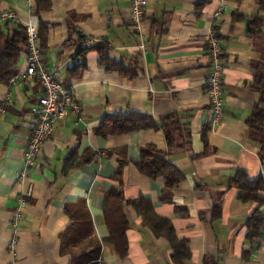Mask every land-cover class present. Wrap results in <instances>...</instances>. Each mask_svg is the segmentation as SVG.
I'll list each match as a JSON object with an SVG mask.
<instances>
[{"label": "crops", "instance_id": "crops-1", "mask_svg": "<svg viewBox=\"0 0 264 264\" xmlns=\"http://www.w3.org/2000/svg\"><path fill=\"white\" fill-rule=\"evenodd\" d=\"M36 5L37 0H0V11L13 9L20 17L0 23V49L24 22H45L43 59L73 89L80 112L57 118L35 165L21 178L42 91L22 78L24 54L11 81L0 85V264H71L72 254L62 251L71 223L66 209L82 201L103 264H176L169 240L144 225L131 204L124 208L128 254L120 256L105 241L103 204L113 187L128 200L150 199L155 212L171 220L177 236L189 242L185 264H264V235L249 239L246 226L258 203L240 201L239 189L229 186L239 169L251 178L264 177V129L261 139L253 138L247 124L261 99L255 81L264 77V27L248 24L264 14L257 0H148L139 30L131 21L130 0H51L39 12ZM213 32L225 51L223 113L216 122L206 85ZM90 38L110 44L109 56L122 71L106 69L90 50L83 72L69 73ZM129 110L152 115L160 127L107 136L95 132L104 114ZM171 115L187 128L173 133L175 146L162 128ZM71 150L93 151L94 158L66 171ZM144 150H157L185 178L169 188L163 177L143 174L135 162ZM121 160L127 163L120 185L115 174ZM216 205L221 208L213 217Z\"/></svg>", "mask_w": 264, "mask_h": 264}, {"label": "trees", "instance_id": "trees-1", "mask_svg": "<svg viewBox=\"0 0 264 264\" xmlns=\"http://www.w3.org/2000/svg\"><path fill=\"white\" fill-rule=\"evenodd\" d=\"M257 2L260 11L264 13V0H257ZM50 6L51 0H37L36 11L39 12ZM248 24L251 29H253L252 25L255 24L262 31L264 14H257L250 19ZM39 32L40 45L43 47L46 38L45 22L41 21ZM25 45L26 33L24 26H21L19 30L7 37L4 46L0 49V85L8 84L17 73L20 58L25 52ZM110 49V44L105 41L98 42L91 47H81L76 55L78 59L69 69V73L80 75L83 72L87 67L86 54L90 50L98 52L99 64L106 69L122 71L121 64L110 58ZM260 78L255 81L254 88L261 92V99L256 103L253 115L247 120L249 135L257 139H261L264 129V77ZM159 127L158 122L152 115L129 110L104 114L95 132L98 135L107 136L109 134H124ZM162 128L170 146H175L173 133L176 130H187L174 115L163 118ZM94 154L93 151H90L79 155L76 150H71L65 160V170L68 171L91 161ZM126 163L125 160H121L115 174L120 185L123 183V168ZM135 164L143 174L151 178L163 177L166 186L169 188L177 186L185 178L184 173L170 159L158 154L157 150H144ZM229 186L239 189L238 197L240 201H255L258 203L257 208L246 221L248 238L253 239L264 235V197L261 196V192L264 191V177L259 175L251 178L246 171L239 169L231 177ZM127 204H131L137 213L142 216L144 225L149 226L157 236H164L169 240L174 249L172 257L175 263L185 264L191 255L189 242L177 236L171 220L157 214L150 199L139 196L133 200H128L118 187L111 188L104 199L103 212L109 229L105 241L113 244L120 256L124 257L128 254L127 230L130 224L124 212ZM220 208V205H216L213 217L219 215ZM66 211L70 216L71 223L63 233V253L72 254L71 264H100L102 260L100 256L101 244L92 237L93 226L86 203L82 201L75 207H67ZM85 246L89 247L90 250L87 252L76 250L78 247Z\"/></svg>", "mask_w": 264, "mask_h": 264}, {"label": "built area", "instance_id": "built-area-1", "mask_svg": "<svg viewBox=\"0 0 264 264\" xmlns=\"http://www.w3.org/2000/svg\"><path fill=\"white\" fill-rule=\"evenodd\" d=\"M148 0H130L131 21L136 30L140 29L145 14ZM20 22L19 14L13 9L0 11V23L4 21ZM26 33L25 52L26 64L22 78L32 84H38L42 94L38 104L33 108L36 117V126L32 130L27 141L24 154V167L20 176L29 175L35 165V159L39 155L46 139L52 134L57 118L66 116L69 111L76 114L80 112V103L71 87H66L59 79L57 69L47 67L43 59V49L40 45L39 23L36 20L24 22ZM95 44V39H87L85 47ZM208 53L210 57V69L206 78V85L210 95V104L214 122L218 121L223 113L224 89L223 80L225 74V51L216 32L211 33L208 39ZM78 57L74 58L75 62ZM31 194V190L27 195ZM14 236L9 242V247L14 249L16 244ZM100 264H103L101 260Z\"/></svg>", "mask_w": 264, "mask_h": 264}]
</instances>
